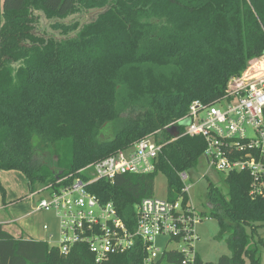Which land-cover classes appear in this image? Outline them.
Listing matches in <instances>:
<instances>
[{
  "label": "trees",
  "instance_id": "1",
  "mask_svg": "<svg viewBox=\"0 0 264 264\" xmlns=\"http://www.w3.org/2000/svg\"><path fill=\"white\" fill-rule=\"evenodd\" d=\"M82 13L84 21L67 20ZM39 15L48 31H36ZM0 18V170L20 172L33 192L154 136L166 143L154 172L89 190L111 202L130 230L136 206L153 197L156 174L175 201L183 187L177 174L195 169L204 153L201 137L181 136L186 124L167 126L193 101L221 98L228 80L264 54V0H2ZM108 129L112 138L101 139ZM224 184L223 192L208 182L209 212L199 214L217 221L230 256L207 263L195 253L193 262L260 264L264 198L251 195L248 173H229ZM142 258L137 244L107 264ZM183 259L169 250L155 264ZM0 264L95 262L85 245L62 254L0 225Z\"/></svg>",
  "mask_w": 264,
  "mask_h": 264
},
{
  "label": "built area",
  "instance_id": "2",
  "mask_svg": "<svg viewBox=\"0 0 264 264\" xmlns=\"http://www.w3.org/2000/svg\"><path fill=\"white\" fill-rule=\"evenodd\" d=\"M186 119L188 124L181 136L204 140L202 159L208 168L225 175L248 173L251 195L264 198V54L249 61L244 70L228 80L221 98L211 104L193 101L187 114L167 127H175ZM165 145L148 136L125 150L58 177L55 185L31 192L29 199L37 203L35 211L52 212L56 219L57 245L47 243L62 254L69 253L75 245H85L95 264H107L112 256L130 252L137 244L143 253V264H155L169 250L184 255L181 264H194L193 225L202 217L194 211L188 197L192 187L188 171L177 174L183 187L182 195L175 201L151 197L136 206L133 230L111 202L104 203L89 191L99 181L113 183L119 175L154 172ZM43 230L48 227L44 225ZM161 237L167 238L163 251L155 247ZM182 242L188 250L177 248Z\"/></svg>",
  "mask_w": 264,
  "mask_h": 264
},
{
  "label": "rangeland",
  "instance_id": "3",
  "mask_svg": "<svg viewBox=\"0 0 264 264\" xmlns=\"http://www.w3.org/2000/svg\"><path fill=\"white\" fill-rule=\"evenodd\" d=\"M1 4L2 0H0V12ZM73 18L79 21H84L86 15L84 13L77 16L74 15L67 20L69 21ZM37 20L38 21L35 26L37 32L45 29V27L47 29V20L43 18V16L39 15V19ZM182 123L188 124V120L186 119ZM112 136L113 134L110 135V130L108 129L101 134V139L112 138ZM41 158V160L44 161L50 168H55L54 162L47 154L43 153ZM189 174L192 179L190 181L192 187L188 195L190 203L197 214L206 213L208 215L209 209L206 199L208 182L219 187L224 192L226 191L224 184L226 175L210 170L202 158L199 160L198 166L189 171ZM0 186L4 189V196L0 190L2 213L6 218H13V225H11L13 228V235L20 233L24 239L28 238L49 242L52 246H56L59 237L56 219L54 218L52 212H46L43 210L35 211L37 203L34 202L33 199H29L31 190L25 176L20 172L13 170H0ZM40 197H42V195L38 198ZM153 197L168 200L167 179L162 173L156 174L154 178ZM44 225L48 227V230H43ZM193 230L196 234V239L191 246L193 248V252L197 253L202 261L214 263L221 256H230V251L227 247L225 239L220 240L217 238L219 228L215 219H206L202 217L201 221L193 225ZM260 234L264 236V229H262ZM50 235L53 237L49 238ZM166 242V237L158 238L155 241L156 249L163 251ZM178 247L187 250L189 249L184 242L177 245V248ZM260 257V264H264V251L261 252Z\"/></svg>",
  "mask_w": 264,
  "mask_h": 264
},
{
  "label": "crops",
  "instance_id": "4",
  "mask_svg": "<svg viewBox=\"0 0 264 264\" xmlns=\"http://www.w3.org/2000/svg\"><path fill=\"white\" fill-rule=\"evenodd\" d=\"M0 225L2 226V229L7 232L9 235H11L14 238H23L20 233L13 235V228L11 225H13V218H6L3 216L2 213V205L0 204ZM24 239V238H23ZM28 239V238H26Z\"/></svg>",
  "mask_w": 264,
  "mask_h": 264
},
{
  "label": "water",
  "instance_id": "5",
  "mask_svg": "<svg viewBox=\"0 0 264 264\" xmlns=\"http://www.w3.org/2000/svg\"><path fill=\"white\" fill-rule=\"evenodd\" d=\"M183 124V123H182ZM185 125V124H184Z\"/></svg>",
  "mask_w": 264,
  "mask_h": 264
}]
</instances>
